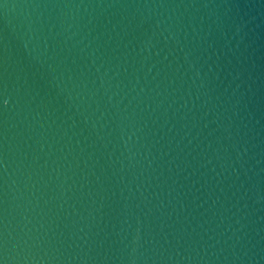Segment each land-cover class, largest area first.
<instances>
[{"label": "water", "instance_id": "obj_1", "mask_svg": "<svg viewBox=\"0 0 264 264\" xmlns=\"http://www.w3.org/2000/svg\"><path fill=\"white\" fill-rule=\"evenodd\" d=\"M0 264H264V0H0Z\"/></svg>", "mask_w": 264, "mask_h": 264}]
</instances>
